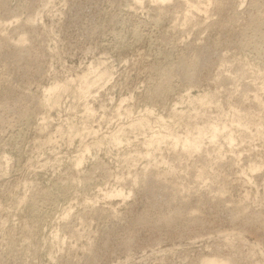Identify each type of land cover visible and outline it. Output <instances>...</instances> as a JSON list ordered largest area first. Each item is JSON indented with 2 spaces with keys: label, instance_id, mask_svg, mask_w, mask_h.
I'll list each match as a JSON object with an SVG mask.
<instances>
[{
  "label": "rangeland",
  "instance_id": "rangeland-1",
  "mask_svg": "<svg viewBox=\"0 0 264 264\" xmlns=\"http://www.w3.org/2000/svg\"><path fill=\"white\" fill-rule=\"evenodd\" d=\"M209 257L264 264V0H0V264Z\"/></svg>",
  "mask_w": 264,
  "mask_h": 264
},
{
  "label": "bare ground",
  "instance_id": "bare-ground-1",
  "mask_svg": "<svg viewBox=\"0 0 264 264\" xmlns=\"http://www.w3.org/2000/svg\"><path fill=\"white\" fill-rule=\"evenodd\" d=\"M48 1H49V0H48ZM154 1H156V2H158V3H159V2H160V3H164V2H167L168 0H154ZM48 3H49V2H48ZM43 4H44V3H43ZM187 5H188V4H187ZM47 6H48V5H47ZM194 8H195V7H194ZM196 13H197V12H196ZM187 17H188V16H187ZM253 25H254V24H253ZM177 27H178V26H177ZM256 28H257V27H256ZM21 38H22V37H21ZM23 39H25V38L23 37ZM21 40H22V39H21ZM19 41H20V39H19ZM23 41H25V40H23ZM23 41H22V42H23ZM18 43H19V42H18ZM20 44H21V43H20ZM101 62H102V61H101ZM101 64H102V63H101ZM101 64H100V65H101ZM92 68H93V67H92ZM193 68H194V66H193ZM88 69H89V68H88ZM90 69H91V68H90ZM90 69H89V71H91ZM93 69H94V68H93ZM99 69H100V68H99ZM105 69H106V68H105ZM105 69H103L104 71H102V73H101L100 75H98V78H97V76H96V79H95L94 81H98V80H100V78L103 79L104 76L106 77V75L108 74V71H106ZM95 70H97V69H95ZM107 70H108V69H107ZM89 71H88L86 74H89ZM105 71H106V72H105ZM92 72H94V70H93ZM97 72H98V71H97ZM97 72H96V73H97ZM99 72H100V71H99ZM96 73H95V74H96ZM84 74H85V73H84ZM90 74H92V73L90 72ZM90 74H89V75H90ZM93 74H94V73H93ZM97 74H98V73H97ZM89 75H88V76H89ZM108 75L110 76V74H108ZM192 75H193V74H192ZM94 77H95V76H94ZM78 78H79V79H78V80H79V84H81V85H80L79 88H77V91H78V89H79L78 92H80L79 94H80L81 96L84 95V94H86V92H87V94H88V89L90 88V86H91L92 84H94V85H92L93 87L97 84V83L95 84L94 81H93L94 83H91L90 78H88V79L90 80V84H91V85H89L88 79H87L85 76H84L83 78H82V76H81V81H82V82L80 83V77H78ZM91 78H92V77H91ZM93 79H94V78H93ZM97 79H98V80H97ZM104 79H105V78H104ZM75 81H77V80H75ZM100 81H101V80H100ZM73 82H74V81H72V83H73ZM77 82H78V81H77ZM77 82H76V83H77ZM65 83H66V82H65ZM65 83H63V84H65ZM68 83H70V82H68ZM74 83H75V82H74ZM54 84H55V85H54ZM54 84H52L53 86L50 85L48 88H46V90L44 91V93L42 92V93L44 94V95L42 94L43 97H44V98H43V100H44L43 103H45V105H47L48 108H52V107L55 106L56 103H59L58 100H59L60 97L58 98V94L61 93L60 91H63V90H65V89H66V91L68 90V89L66 88V85H67V84H66L65 86H64V85H59V84H57V83H54ZM77 84H78V83H77ZM77 84H76V86H77ZM68 86H69V84H68ZM81 86H82V87H81ZM93 87H91V88H93ZM262 87H263V86H262ZM68 88H69V87H68ZM189 89H190V88H189ZM74 92H75V91H74ZM78 92H77V93H78ZM79 94H78V95H79ZM186 94L190 95L189 93H186ZM60 95H61V94H60ZM160 95H161V94H160ZM188 95H186V96L188 97ZM199 95H201V94H199ZM81 96H79V98H80ZM86 96H87V95H86ZM86 96H85V97H86ZM201 96H202V95H201ZM201 96H200V97H194V98L192 99V101H193V102L196 101L197 103L199 102L200 104H202V103H205V104H206V103L208 102V101H207V97H208V96L204 97V96H205V95H204V96H203L204 98L201 97ZM41 97H42V96H41ZM179 97H180V96H179ZM77 98H78V97H77ZM208 98H210V97H208ZM211 98H212V97H211ZM82 99H83V98H82ZM179 99H180V98H179ZM182 101H183V100H182ZM190 101H191V100H190ZM209 101H210V100H209ZM41 102H42V101H40V104H42ZM154 102H155V101H154ZM186 102H188V100H187ZM160 103H161V102H160ZM180 103H181V102H180ZM210 103H211V101H210ZM175 104H176V103H175ZM181 104H182V103H181ZM186 104H187V103H186ZM191 104H192V103H191ZM45 105H44V106H45ZM173 105H174V104H173ZM178 105H179V103H178ZM192 105H193V104H192ZM192 105H191V106H192ZM206 105H207V104H206ZM206 105H205V106H206ZM210 105H211V104H210ZM57 106H58V105H57ZM57 106H55V107H57ZM191 106H190V107H191ZM198 106H199V104H198ZM200 106H204V105L202 104V105H200ZM207 106H208V105H207ZM179 107H180V106H179ZM187 107H188V105H187ZM197 108H198V107H197ZM44 109H45V107H44ZM53 109H54V108H53ZM53 109H51V110H53ZM87 109H88V108H87ZM195 109H196V108H195ZM26 111H27V110H26ZM46 111H47V110H46ZM90 111H91V110H90ZM86 112H87V110H86ZM91 112H92V111H91ZM91 112H89V113H91ZM149 113H150V112H149ZM149 113H148V114H149ZM151 114H152V112H151ZM151 114H150V118L153 117V116H151ZM173 114H174V113H173ZM176 114H177V113H176ZM180 114H181V113H180ZM257 115H258V114H257ZM148 116H149V115H148ZM169 116H170V115H169ZM161 117H162V116H161ZM161 117H158V118H160V119H159L160 121L163 120V118H161ZM172 117H173V116H172ZM46 118H47V117H46ZM145 118H146V117H145ZM145 118L141 119V121L144 120ZM158 118H155V117H154V119H158ZM146 119H147V118H146ZM146 119H145V120H146ZM168 119H169V117H168ZM168 119H167V121H168ZM139 120H140V119H139ZM164 120H165V118H164ZM169 120H170V119H169ZM175 120H176V118H175ZM45 121H46V120H45ZM146 121L148 122V120H146ZM146 121H144V123H146ZM172 121H173V120H172ZM233 121H234V120H233ZM242 121H243V120H242ZM242 121H241V122H242ZM260 121H261V120H260ZM136 122H137V121H136ZM142 122H143V121H142ZM155 122H156V121H155ZM169 122H170V121H169ZM175 122H176V121H175ZM44 123H45V122H44ZM153 123H154V122H153ZM163 123L165 124V121H163ZM163 123H162V124H163ZM233 123H235V121H234ZM131 124H132V123H131ZM133 124H134V123H133ZM148 124H149V123H148ZM148 124H147V125H148ZM170 124H171V122H170ZM175 124H176V123H175ZM237 124H239V123H237ZM237 124H236V125H237ZM243 124H244V123H243ZM239 125H241V124H239ZM239 125H238V126H239ZM251 125H252V124H251ZM260 125H261V124H260ZM131 126H132V125H131ZM150 126H151V125H150ZM155 126H156V124H155ZM211 126L214 127V125H211ZM221 126H222V125H221ZM233 126H234V125H233ZM241 126H242V125H241ZM241 126H240V127H241ZM132 127L134 128V130H143V131H144V129H145L146 126H145V124H143V123H139V122H138V123H135ZM148 127H149V126H148ZM174 127H175V126H174ZM188 127H189V126H188ZM213 127H211V128H213ZM223 127H224V126H223ZM128 128H130V127H128ZM133 128H132L131 130H133ZM164 128H166V127H164ZM209 128H210V126H209ZM215 128H216V127H214V129H215ZM219 128H221V127H219ZM162 129H163V128H162ZM168 129H169V128H168ZM190 129H191V128H190ZM192 129H194V128H192ZM192 129H191V130H192ZM214 129H213V130H214ZM223 129H224V128H223ZM261 129H262V128H261ZM150 130H151V129H150ZM164 130H165V129H164ZM171 130H173V129H170V131H171ZM195 130H196V129H195ZM199 130H201V129H198V132H199ZM211 130H212V129H211ZM211 130H210V131H211ZM213 130H212V131H213ZM226 130H227V128H226ZM70 131H72V130L70 129ZM73 131H74V130H73ZM125 131H126V130H125ZM125 131H124V132H125ZM166 131H167V130H166ZM166 131H164V132H166ZM170 131H169V132H170ZM187 131H188V130H187ZM201 131H202V133L199 132V134H204V133H205V132L203 133V129H202ZM204 131H205V130H204ZM210 131H209V132H210ZM218 131H219V130H217V133H218ZM124 132H122V133H124ZM127 132H128V131H127ZM135 132H136V131H135ZM157 132H158V131H157ZM190 132H191V131H190ZM190 132H189V134H186V137H183L184 140H183L182 145H181L182 148L184 149V152H185V153L188 152L189 150H190V152H192L191 150H193L194 152H195L196 150L199 151V148H201V146H202V145H199V144H200V140L202 139V138L200 139L199 134H197L198 136L195 135L196 137H199V139H195V137L191 136V135H194V134H191L192 132H191V133H190ZM198 132H197V133H198ZM222 132H223V131H222ZM224 132H226V131H224ZM227 132H228V131H227ZM167 133H168V132H167ZM185 133H186V132H185ZM187 133H188V132H187ZM213 133H214L213 135H216V131H215V130H214ZM76 134H78V133H76ZM114 134H116V133H114ZM143 134H144V133H143ZM145 134H146V133H145ZM152 134H153V132H152ZM156 134H158V133H155V135H156ZM160 134H161V133H160ZM160 134H159V135H160ZM170 134L173 135V139H174V141H175V139L177 138L178 135L174 138V135H175V134H174V133H170ZM190 134H191V135H190ZM219 134H220V132H219ZM221 134H222V133H221ZM228 134H229V133H227V136H226V137H228ZM116 135H117V134H116ZM116 135H115V136H116ZM121 135H122V134H121ZM121 135H120V136H121ZM155 135H154V137L151 135L152 138H154V139H151V140H149V141L147 142L148 147H150L151 149H152V148H153V149H156L157 146H158L159 144H160V145H163V144H161V143H164V142H165L163 136H166L165 138H168V136H169V134H168V136H167L166 133H165L164 135H162V136L160 135L159 137H157L158 135L155 137ZM187 135H190L191 137H190V136H187ZM211 135H212V134H211ZM211 135L209 134V136H210V140H212L213 138H216V137H217V136L214 137V136H211ZM217 135H218V134H217ZM232 135H233V134H232ZM247 135H248V134H247ZM144 136H145V135H144ZM179 136H180V135H179ZM179 136H178V137H179ZM184 136H185V135H184ZM204 136H205V135H204ZM230 136H231V135H230ZM230 136L228 137V139L230 138ZM244 136H245V135H244ZM74 137H76V136H74ZM116 137H117V136H116ZM170 137H172V136L170 135ZM170 137H169V140H168V139L166 140V143H167V141H169V143H173V142L170 141ZM180 137H181V136H180ZM201 137H202V135H201ZM212 137H213V138H212ZM106 138H107V137H106ZM117 138H119V135H118ZM150 138H151V137H150ZM150 138H149V139H150ZM109 139H110V136H109ZM171 139H172V138H171ZM203 139H204V138H203ZM226 139H227V138H226ZM104 140H105V139H104ZM111 140H113V142H115L117 139H116L115 137H113ZM177 140L179 141V140H181V139H179V138L176 139V142L178 143V146H179V142H178ZM213 140H215V139H213ZM229 140H230L231 143H232V139L230 138ZM229 140H228V142H230ZM106 141H107V140H106ZM120 141H121V138H120ZM120 141H118V142H116V143H114V144H117V143H118V145H119V142H120ZM162 141H164V142H162ZM181 141H182V140H181ZM181 141H180V142H181ZM98 142H100V141H98ZM107 142H108V141H107ZM111 142H112V141H111ZM144 143H145V141H144ZM202 143H203V142H202ZM211 143H212V142H211ZM231 143L229 144L230 146H231ZM100 144H102V143L100 142ZM109 144H110V143H109ZM114 144L112 143V145H114ZM120 144H122V143L120 142ZM145 144H146V143H145ZM145 144H144V145H145ZM175 144H176V143H175ZM180 144H181V143H180ZM244 144H245V143H244ZM118 145H117V147H118ZM160 145L158 146V149H160V148H159ZM170 145H171V144H170ZM214 145H215V144H214ZM85 146H86V145H85ZM89 146H90V145H89ZM93 146H94V145H93ZM98 146H99V145H98ZM108 146H109V145H108ZM145 146H146V145H145ZM155 146H156V148H154ZM171 146H172V145H171ZM176 146H177V144H176ZM176 146L174 145V147H171V148L175 149ZM178 146H177V147H178ZM199 146H200V147H199ZM83 147H84V145H83ZM99 147H101V146H99ZM148 147H145V148L147 149ZM86 148H88V147H86ZM90 148H91V147H90ZM90 148H89V149H90ZM95 148H96V146H95ZM182 148H181V149H182ZM89 149H88V151H87V149H85L86 151H85V150H84V151H85L86 153L90 154V153H89ZM98 149H99V148H98ZM176 149H177V148H176ZM183 149H182V150H183ZM80 150H81V149H80ZM82 150H83V149H82ZM90 150H91V149H90ZM148 150H149V148H148ZM160 150H161V149H160ZM185 150H186V151H185ZM187 150H188V151H187ZM156 151H158V150L156 149ZM219 151H220V150L218 149V152H219ZM190 152H189V153H190ZM146 153H148L147 150H146ZM149 153H150V152H149ZM149 153L147 154L148 156H149ZM195 153H196V152H195ZM216 153H217V152H216ZM220 153H221V152H220ZM78 154H79V153H78ZM84 154H85V153H84ZM159 154H160V153H159ZM217 154H219V153H217ZM79 155H80V154H79ZM144 156H146V155H144ZM148 156H146V158L149 160L150 158H148ZM181 156H182V155H181ZM150 157H151V155H150ZM153 159H154V158H153ZM81 160H82V159H81V157H80V158H78V160H77L76 162H77V163H79V162L82 163ZM83 160H84V159H83ZM131 160H132V159H131ZM3 161H4V160H3ZM74 161H75V160H74ZM149 161H150V160H149ZM154 162H155V161H154ZM136 164H137V163H136ZM161 164H162V163H161ZM163 164H164V162H163ZM214 164H215V163H214ZM76 165H77V164H76ZM76 165H75V167H76ZM78 165H82V164H78ZM78 165H77V167H78ZM155 165H156V164H155ZM256 166H257V165H256ZM129 167H130V166H129ZM155 167L157 168V166H155ZM164 167H167V166H164ZM250 167H251V166H250ZM153 168H154V167H153ZM254 168H255V167H253V169H254ZM250 169H251V168H250ZM205 170H206V169H205ZM211 170H212V169H211ZM205 172H206V171H205ZM201 174H202V173H201ZM248 180H249V179H248ZM120 181H121V180H120ZM250 181H251V180H250ZM114 189H116V188H113L112 192L114 191ZM118 189H119V188H118ZM121 190H122V189H121ZM121 190L119 189L117 192H115V191H114V192H115V194H117V195L120 197L121 195L123 196L122 193L124 192V190H123V191H121ZM108 192H109V191H108ZM108 194H109V193H107V196H106L107 199H108V197H111V198H112V195H113V194H112V193L109 194V195H108ZM115 194L113 195L114 197L117 196V195H115ZM105 195H106V194H105ZM114 197H113V198H114ZM125 197H126V196H123V198H125ZM113 198H112V199H113ZM123 198H122V199H123ZM109 199H110V198H109ZM125 199H126V198H125ZM125 199H123V200H125ZM90 202H91V201H90ZM90 202H89V203H90ZM92 202H93V201H92ZM92 202H91V203H92ZM87 203H88V202H87ZM69 211H70V210H69ZM67 214H68V213H67ZM67 214L64 215V216H67ZM5 226H6V225H5ZM30 232H31V231H30ZM55 232H56V231H55ZM54 235H55V234H54ZM57 235H58V234H56L55 236L57 237ZM52 236H53V235H52ZM56 237H54V238H55V240L57 241L58 237H57V239H56ZM9 239H10V238H9ZM227 263H228V262H227ZM227 263H226L225 261L219 260V258L217 259L216 257H215V258H210V257H209V258H205V259H203V260L201 261L200 264H227Z\"/></svg>",
  "mask_w": 264,
  "mask_h": 264
}]
</instances>
